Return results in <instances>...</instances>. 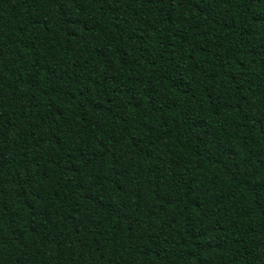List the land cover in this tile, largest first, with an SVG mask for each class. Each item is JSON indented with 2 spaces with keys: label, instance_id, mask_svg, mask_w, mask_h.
I'll list each match as a JSON object with an SVG mask.
<instances>
[{
  "label": "trees",
  "instance_id": "trees-1",
  "mask_svg": "<svg viewBox=\"0 0 264 264\" xmlns=\"http://www.w3.org/2000/svg\"><path fill=\"white\" fill-rule=\"evenodd\" d=\"M0 264H264V0H0Z\"/></svg>",
  "mask_w": 264,
  "mask_h": 264
}]
</instances>
